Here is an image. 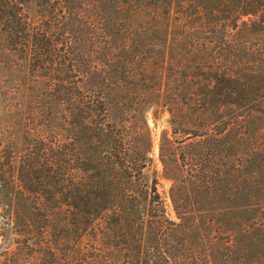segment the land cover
I'll use <instances>...</instances> for the list:
<instances>
[{"label": "trees", "instance_id": "16d2710c", "mask_svg": "<svg viewBox=\"0 0 264 264\" xmlns=\"http://www.w3.org/2000/svg\"><path fill=\"white\" fill-rule=\"evenodd\" d=\"M107 1L109 17L119 1L132 7L130 0ZM135 1L134 11L143 9L130 24L136 31L146 29L147 11L168 17L186 1L215 27L227 22L228 30L241 24L264 33V0ZM64 7L0 0L1 115L22 127L24 146L14 156L0 129V206L10 219L0 236L12 246L0 264H227V254L230 264H264V146L239 147L262 131L241 133L237 146L227 138V117L247 126L254 115L264 117V72L237 78L219 69L196 77L183 71L166 99L161 81L115 79L130 77L134 64L133 34L114 33L116 18L103 26L111 31L103 49L111 57L121 50V63L107 55L106 64H115L106 70L80 61ZM5 54L20 57L11 79ZM257 101L262 107H251ZM160 102L175 139L162 131L159 143L174 218L158 191L146 118Z\"/></svg>", "mask_w": 264, "mask_h": 264}, {"label": "rangeland", "instance_id": "374dc122", "mask_svg": "<svg viewBox=\"0 0 264 264\" xmlns=\"http://www.w3.org/2000/svg\"><path fill=\"white\" fill-rule=\"evenodd\" d=\"M130 1L131 8L129 5L126 6V4L119 1L120 6L123 5L124 7L121 6V8L116 5L118 7L117 10L113 11L111 17H109L110 4L107 0H52L57 7L60 4L65 5L64 13L69 16L68 33L73 38L74 49H80L81 51L79 55L80 61L86 64H97L100 67L105 65L101 69L106 70H109V67H113L115 64H106L107 55L110 59L115 56L116 64L118 62L121 63L123 59L121 50L111 46L116 51L115 55L111 57L108 54L110 49H103L105 45L103 37L105 33H111V31H105L104 27L105 25L108 26V18L110 21H114L112 18H116L114 33L121 35L126 32H132L133 34H131L134 38L133 54H129L134 64L130 77L121 76L122 74L117 73L115 79L129 80L136 84L142 81L143 76L145 82L151 86L161 81L164 85L161 94L163 93L166 99L171 98L169 95L173 93L171 89L172 82L178 79L183 71L196 77L195 75L200 71L219 69L226 72L227 76L237 78L243 77L249 72H264V33L252 32L241 24L236 29L228 30L227 22H222L215 27L209 21L200 20L203 14L199 17L197 13L200 10L198 11L194 6H189L186 1L181 2L179 5L174 4L168 17L161 13L155 19V13L147 11L144 17L146 29H138L139 31H136L130 24L134 23L133 26H136L137 22L140 21V11L143 9L139 7L140 10L137 9V12H135L134 5L136 1ZM27 11L29 18L31 17L30 19L33 20L35 18L33 8H29ZM57 13L59 18L61 12L57 11ZM124 26L128 27V29L124 30ZM59 32L55 31V36L57 35L58 37ZM2 56L5 57L3 59L4 73L7 79H11V73L15 69L19 70L22 67L19 61L20 57L13 54ZM140 63H144L145 66H141ZM168 86L170 87L167 88ZM163 103L165 104V102ZM163 103L160 102L157 105H153L146 112V118L152 137L153 168L159 177L158 191L165 203L168 216L174 218L169 198L171 182L162 176V165L159 161V143L162 131H167L170 140L174 139L170 132L168 106ZM259 104L260 102L257 101L251 107L259 109L262 107ZM171 107L174 112L180 109L178 105L174 104ZM200 108L201 104L198 103L195 109ZM1 111L2 108H0V129L4 133V143L11 145L13 155L18 156L20 154L18 151H23L22 148H24V146L21 147L23 129L22 127L12 126L10 122H5ZM254 117L256 118L250 119L251 126H247L242 119L239 120L233 116L227 117V138L230 145H238L237 141L239 140H237V137H243L241 133L247 135L254 130H260L262 131L261 134H254V136L246 137L245 140L240 141L239 147L264 146V117H260L258 114L254 115ZM258 118H261V120H258ZM15 152L17 153L15 154ZM164 153L166 155V151ZM232 158L236 159L237 157L231 156ZM166 159L170 163L169 156L167 157L166 155ZM12 161L13 173L16 168L17 158L15 160L13 158ZM259 210L263 212L262 216L264 217V207H260ZM9 221V217H7L2 206H0V233L1 231H8ZM222 237L223 240H227L228 244V234ZM259 240L263 241L264 236H259ZM196 243L199 244L200 242L197 241ZM8 245V241H3L0 236V261L3 259V254L7 252V249L8 252L12 250V246L8 247ZM199 246L203 247L202 243ZM230 256L231 254H227V264L231 262ZM239 261L242 263L243 260L240 258ZM233 262L237 263L235 260ZM198 264H206V262L199 261Z\"/></svg>", "mask_w": 264, "mask_h": 264}]
</instances>
